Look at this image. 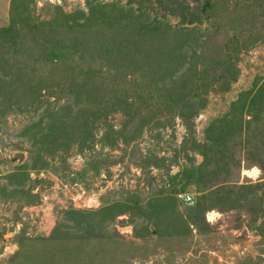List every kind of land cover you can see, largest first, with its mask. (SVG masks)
Instances as JSON below:
<instances>
[{
	"label": "rangeland",
	"instance_id": "obj_1",
	"mask_svg": "<svg viewBox=\"0 0 264 264\" xmlns=\"http://www.w3.org/2000/svg\"><path fill=\"white\" fill-rule=\"evenodd\" d=\"M138 1L0 0V29L58 35L61 14L82 22L113 4L179 30L196 10ZM207 2L202 28L235 36L237 75L211 84L188 123L139 113L124 124L132 109L100 93L87 133L79 82L98 60L86 77L66 67L38 87L17 81L7 100L0 90V264H264V0Z\"/></svg>",
	"mask_w": 264,
	"mask_h": 264
},
{
	"label": "trees",
	"instance_id": "obj_2",
	"mask_svg": "<svg viewBox=\"0 0 264 264\" xmlns=\"http://www.w3.org/2000/svg\"><path fill=\"white\" fill-rule=\"evenodd\" d=\"M193 1L195 13L186 18L184 11L179 30L150 18L146 12L134 14L133 11L117 9L113 4L91 7L82 22L61 14L62 30L58 35H55V29L48 28L44 31L46 37H40L35 25L24 32L9 23L0 29V71L15 70L14 73L21 74L22 79H10L5 74L1 77L0 90L7 91L4 100L12 95L9 89H13L17 81H22L23 85L35 82L38 87L45 83L47 73L66 67L68 76L79 73L74 77L80 74L86 77L93 71L91 62L98 60L100 66L93 71L91 78L79 82V90L86 96L82 106H88L79 112L83 117L81 127L87 133L95 124L90 118L93 109L102 104L98 98L100 93L111 94V100L103 104L135 109L125 111L128 116L124 124L139 113L143 118L155 114L159 119L178 117L190 122L203 108L208 87L226 79L228 86L237 75L232 62L237 54L235 36L230 34L218 42V31H204L202 17L211 5L207 0ZM138 2L158 9L170 5L187 11L191 8L184 0ZM227 4L224 2L226 11ZM246 5L251 6L248 2ZM103 63L117 66L109 74ZM123 66L130 68L127 73L119 71ZM68 82L63 85L69 86ZM96 99H99L98 103ZM218 136L219 133L215 135V141Z\"/></svg>",
	"mask_w": 264,
	"mask_h": 264
},
{
	"label": "water",
	"instance_id": "obj_3",
	"mask_svg": "<svg viewBox=\"0 0 264 264\" xmlns=\"http://www.w3.org/2000/svg\"><path fill=\"white\" fill-rule=\"evenodd\" d=\"M16 157H17L19 160H21V159H22V156H21V154H16Z\"/></svg>",
	"mask_w": 264,
	"mask_h": 264
},
{
	"label": "built area",
	"instance_id": "obj_4",
	"mask_svg": "<svg viewBox=\"0 0 264 264\" xmlns=\"http://www.w3.org/2000/svg\"><path fill=\"white\" fill-rule=\"evenodd\" d=\"M190 200H191V199H190V197H188V196L185 198V202H188V201H190Z\"/></svg>",
	"mask_w": 264,
	"mask_h": 264
}]
</instances>
